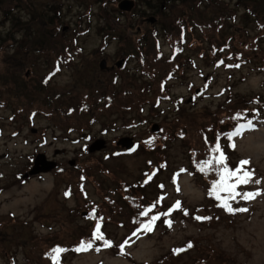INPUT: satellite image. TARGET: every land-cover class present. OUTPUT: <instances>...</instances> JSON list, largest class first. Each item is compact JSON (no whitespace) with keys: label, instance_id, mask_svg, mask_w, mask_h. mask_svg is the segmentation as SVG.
I'll use <instances>...</instances> for the list:
<instances>
[{"label":"rangeland","instance_id":"obj_1","mask_svg":"<svg viewBox=\"0 0 264 264\" xmlns=\"http://www.w3.org/2000/svg\"><path fill=\"white\" fill-rule=\"evenodd\" d=\"M58 2L64 4L62 20L68 34L81 19L79 12L83 9L75 7L68 14L71 4L66 0H50L53 4ZM146 2L141 3L135 14L122 16L121 20L124 23L133 21L136 28L135 24L142 21L139 14L144 11L155 17ZM39 8L42 10L45 5ZM93 8L95 11L90 20L83 19L84 26L91 24L90 29L78 39L82 58L70 66L62 65L61 72L44 87L46 89L41 90L69 98L71 93L82 96L88 88L92 91L96 88L107 96L117 95L123 88L124 79L127 83L134 82L131 73L135 71V64L130 63L128 70L131 73L126 71L119 84H112L111 77L115 76V69L122 61L118 54L121 46L115 39L102 37L101 29L106 21L98 15V7L94 5ZM17 15L28 18L23 9ZM245 27L256 34L253 23L248 22ZM10 29L11 23H2L0 18V43ZM232 31L238 32V29ZM140 32L142 35L138 37L136 31L129 33L138 39L145 35L144 29ZM262 44L264 49V38ZM161 45L169 56L168 43L162 39ZM196 46V51L185 48L186 56H191L194 61L182 66L184 75L179 74L169 82L172 101H163L156 111L146 105L142 119L133 113L131 116L119 114L116 112L119 107L112 106L107 108L108 114L100 121L89 124V131L83 135H70L61 118L51 120L41 115L30 118L24 113L15 114L12 106L0 107V264H50L42 257L54 245H74L89 235L92 218L85 217L83 211L87 213L88 203L102 202L100 192L112 196L126 211L125 214H114L113 222L103 226V231L114 243L121 244L130 258L91 246L87 251H70L57 261L65 264H264V120L255 123L254 130L246 131L236 139L233 154V158L239 161L248 159L253 179L261 181L258 185H242L239 192L259 190L262 195L251 201L237 196L230 204L233 209L247 208V212L233 214L208 199L206 186L192 172L188 149L180 139L168 142L164 152H150L142 147L133 156H114L124 150L123 145H127L128 140L138 143L148 140L154 124L171 122L180 113L192 119L201 118L206 113H215L223 106L248 101L256 95L264 99V73L254 64L242 68H232L230 64L217 66L201 59V44ZM15 48L11 43L0 49V73H7L4 69L7 64H17L15 55H12ZM103 60L107 68L102 75L99 63ZM51 68L52 62L42 58L33 69L43 79ZM164 70H168L166 66H160L162 75ZM27 71L25 78L31 81L32 66ZM25 78L21 77L22 80ZM196 92L198 97L193 99ZM174 103L179 105L180 113ZM102 104L100 106L105 103ZM134 117L146 118L148 124H134L131 122ZM103 128L107 129L106 134ZM96 140L103 141V150L88 154V145ZM42 155L58 169L39 164L43 171L30 174L33 168H37L34 160L42 162ZM163 155L166 169L154 175L156 178L151 185L137 187L140 180H149L144 174L150 170V164L160 166ZM104 168L108 174L103 172ZM85 171H88L86 198L78 194L76 185H72ZM123 185L132 188L134 198L138 196L140 201L144 200V207L153 200L161 203L156 207L157 212L154 211L160 218L155 220L151 231L139 232L132 221L126 219L133 212L123 201ZM70 186L74 188V195L69 193ZM177 202L181 204L178 212L173 209ZM142 217L147 221L150 219L147 214ZM196 217L207 219L197 220ZM189 241L195 244L194 249L177 257L173 255L174 249Z\"/></svg>","mask_w":264,"mask_h":264},{"label":"trees","instance_id":"obj_2","mask_svg":"<svg viewBox=\"0 0 264 264\" xmlns=\"http://www.w3.org/2000/svg\"><path fill=\"white\" fill-rule=\"evenodd\" d=\"M66 1L71 4L68 14H71L75 7L82 8L84 11L82 14L81 11L79 12L81 19L68 34L64 31V19L62 20L64 17L63 3L53 4L50 3V0H0L2 23H11L9 33L5 38H2L0 49L2 50L6 44H14L16 48L12 55H15L14 58L16 57L15 59L18 61L15 66L7 64L4 67L7 70L6 74L0 73L1 108L7 109L12 106L15 114L24 113L30 118H35L38 115L51 120L61 118L70 135H83L89 131L90 123L94 124L98 119L100 121L104 115L108 114L106 105L100 106L105 99H109L108 104L111 107H119L117 113L128 114V116L133 113L141 118L146 105H151L152 109L156 111L158 110L157 105L162 100L171 99L170 90L167 88L168 81L179 74L184 75L182 66H188L192 62L191 57H186L184 54L185 48L190 47V50L196 51L197 43L201 44L202 50L199 55L205 61L212 62L217 66L230 64L232 68H242L243 65L254 64L264 73V49L262 46L264 0H155V6L152 5V0L149 2L138 0L151 4V9H157L159 13L157 24L155 26L147 25L148 29H146L145 35L138 39L131 36L129 32L134 30L136 37L140 36L138 27L146 26V20L135 24L136 28L131 20L124 23L121 17L128 16V14L116 9V5L122 0ZM40 5H45L44 9H49V11L40 10ZM94 5L99 9L98 15L103 16L100 17L106 21V25L101 29L102 37L118 41L121 46L119 54L128 62H138L140 76L137 77V74L131 76L134 80L133 83H127L124 79L123 88L117 95L103 96L96 88L94 91L88 88V92L84 95L71 93L68 98L59 93L41 90L46 89L44 87L48 86L51 79H42L33 68L42 58L58 66L61 62L72 63L82 54L78 39L90 29L91 24L87 23L84 26L83 19L90 20L95 11ZM163 5L165 11L162 10ZM22 9L26 11L27 20L17 15ZM240 12H242L241 15ZM248 22L255 25V35L245 27ZM238 25L241 28H238ZM232 29H238V32L232 31ZM17 34H19L18 37ZM190 37L194 38L190 40ZM161 39L167 41L173 50L170 57L162 53V48L159 45ZM205 45L206 48H204ZM162 65L168 69L164 70L165 74L163 75L160 72ZM30 66L34 72L31 71L32 80L27 81L25 77ZM125 74L124 72L120 73V78L123 79ZM22 76L25 78L24 80L21 79ZM237 114L251 120L254 125L258 120L264 119V99L261 95H256L251 100L223 106L215 113H206L205 117L201 118L192 119L188 116L184 117L180 113L173 121L162 123L158 133L151 132L150 141L144 139L143 146L150 151L164 152L168 142L179 139L183 141L188 149L192 171L196 178L208 188L211 201L220 206L223 199H227L229 194L221 192L220 196L223 198L221 200H217L214 195L210 194L211 186L214 181L219 180V175L215 171L201 173L197 166L200 161L208 157L209 149L217 141L228 158L229 168L234 170L239 165L240 161L233 158L235 149L230 148L229 142L226 140V134L231 132L237 123H246L245 119L239 121L232 119ZM138 117L133 118L134 123L140 119ZM143 136L142 138H144ZM160 158L166 162L164 156ZM245 167L249 168L248 165ZM154 170L155 168H152L148 171L146 177L149 180H141V185L151 184L155 177ZM103 172L109 173L106 168L103 169ZM87 181L88 171H85L75 184L72 183L77 186L78 194H83L85 198ZM234 182V179L229 181V183ZM123 187H125L123 201L133 212L131 216L128 214L129 217L126 219L132 221V225L135 227H143V224L148 223L155 216L154 211L156 210L149 206L144 207V201H140L138 196L134 198L133 190L130 187L126 185ZM237 191L239 192V187ZM69 193L74 195L72 186L69 187ZM99 194L102 202L99 204L88 203L86 209L92 218L89 235L74 245H54L43 254L42 258L45 262L50 261V264H57L50 258L53 255L51 250L56 247L66 250L59 254V258L67 255L70 251L76 253L81 242L88 243L89 241L98 250L108 249L119 256L130 258L121 245L114 243L102 231L103 226L113 222L114 214H125L126 211L112 196L103 195L101 192ZM152 202L155 205L158 203ZM231 202L233 200L229 201L230 204ZM220 208L222 207L220 206ZM142 213H147L150 219L145 220ZM97 224L100 225V232L104 240L109 241L110 246H105L103 240L92 238ZM189 245L191 246L189 247ZM194 248L195 244L189 241L178 248L180 251L175 249L173 255L177 257ZM58 264H64V262L58 261Z\"/></svg>","mask_w":264,"mask_h":264},{"label":"snow or ice","instance_id":"obj_3","mask_svg":"<svg viewBox=\"0 0 264 264\" xmlns=\"http://www.w3.org/2000/svg\"><path fill=\"white\" fill-rule=\"evenodd\" d=\"M234 120H241L245 119L246 123H237L233 130L229 133L226 134V140L229 142L228 146L230 148L235 149L236 144L234 143V138L236 137H242L246 131H252L254 130V125L251 120H247L246 117H242L240 114H237L236 116L232 117ZM207 142V141H206ZM209 155L206 159H203L200 161L198 164V170L201 173L205 172H213L215 171L217 175H219V180H216L213 182L211 189H210V194L214 195L217 200L223 199L220 196L221 192H227L229 195L227 199H223V202L220 204L222 208L227 210L230 213H235V212H247V208H236L233 209L229 203L230 200H235L237 196H240L243 200L245 201H251L255 199L257 196L262 195V193L257 190V191H241L238 192L237 188L242 186V185H248L250 183H255V184H260L261 181L259 179L254 180L253 179V171L247 169L245 166H247L250 161L248 159H242L239 162V165L233 170L230 169L228 164H227V156L225 155L224 151L222 150L220 143L217 141V143L209 149ZM235 180L234 183H229L231 180ZM68 195V193H66ZM175 208L180 207V203L177 202L176 205H174ZM151 211V209H149ZM147 213H142V215H146ZM167 215V213L165 214ZM185 215H187V212H185ZM159 216H153L152 219L146 223L143 224V231L144 232H149L153 229V224L155 220L159 219ZM197 220L200 219H207L202 218V217H196ZM170 226V222H169ZM135 235V233H134ZM92 238L95 240H103L105 246H110V242L107 240H104L103 235L100 232V225L97 224L95 231L92 234ZM91 241L88 243L81 242L79 247L76 249V251H86L87 249L91 248ZM191 245H189L190 247ZM63 251H66L65 249H61L59 247H56L51 250L53 255H51V259L54 262H57V258L60 253ZM176 251H180L177 249Z\"/></svg>","mask_w":264,"mask_h":264},{"label":"water","instance_id":"obj_4","mask_svg":"<svg viewBox=\"0 0 264 264\" xmlns=\"http://www.w3.org/2000/svg\"><path fill=\"white\" fill-rule=\"evenodd\" d=\"M118 8L122 12H130L134 8V2L129 1V0H124L122 1L119 5ZM104 148V143L103 142H96L92 147L90 148V152H95V151H100ZM39 160V159H38ZM37 160V162H38ZM43 161H45V158H43ZM46 162V161H45ZM73 165V164H72ZM48 168L53 169L55 168L54 163H48ZM40 171L39 168L33 169L30 174L38 173Z\"/></svg>","mask_w":264,"mask_h":264},{"label":"bare ground","instance_id":"obj_5","mask_svg":"<svg viewBox=\"0 0 264 264\" xmlns=\"http://www.w3.org/2000/svg\"><path fill=\"white\" fill-rule=\"evenodd\" d=\"M122 1H124V0H122ZM122 1H120L119 2V4L122 2ZM129 1H132V2H134V8L130 11V12H123V13H126V14H130V13H134L135 14V12L139 9V7H140V5H141V3L142 2H139L138 0H129ZM155 4H156V2H152V5L153 6H155ZM148 5V7H149V9L153 12L152 14L156 17V18H159V13L157 12V9H151L152 7H151V4L149 5V4H147ZM162 10H164V9H162ZM144 11V10H143ZM165 11V10H164ZM132 13V14H133ZM145 14H147V13H145V11L143 12V13H141V14H139V18H141V20L142 21H145V20H147L150 16H144ZM141 21V22H142ZM142 29H144V31H146V29H148L147 28V26H145V25H143V27H138V30H142ZM130 31H132V30H130ZM134 31V30H133ZM146 33V32H145Z\"/></svg>","mask_w":264,"mask_h":264},{"label":"flooded vegetation","instance_id":"obj_6","mask_svg":"<svg viewBox=\"0 0 264 264\" xmlns=\"http://www.w3.org/2000/svg\"><path fill=\"white\" fill-rule=\"evenodd\" d=\"M104 71H106V70H104ZM115 71H116V69H115Z\"/></svg>","mask_w":264,"mask_h":264}]
</instances>
